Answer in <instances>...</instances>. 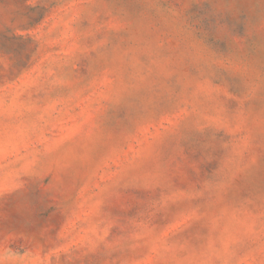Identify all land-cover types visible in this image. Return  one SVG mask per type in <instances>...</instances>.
<instances>
[{"label": "rangeland", "instance_id": "rangeland-1", "mask_svg": "<svg viewBox=\"0 0 264 264\" xmlns=\"http://www.w3.org/2000/svg\"><path fill=\"white\" fill-rule=\"evenodd\" d=\"M0 264H264V0H0Z\"/></svg>", "mask_w": 264, "mask_h": 264}]
</instances>
